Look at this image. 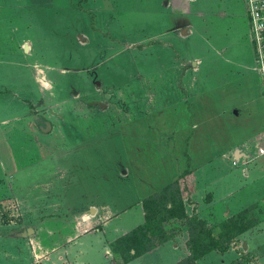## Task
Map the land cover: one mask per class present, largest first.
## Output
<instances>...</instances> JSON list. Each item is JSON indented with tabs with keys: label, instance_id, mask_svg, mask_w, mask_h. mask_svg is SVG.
Wrapping results in <instances>:
<instances>
[{
	"label": "rangeland",
	"instance_id": "374dc122",
	"mask_svg": "<svg viewBox=\"0 0 264 264\" xmlns=\"http://www.w3.org/2000/svg\"><path fill=\"white\" fill-rule=\"evenodd\" d=\"M189 1L0 0V264H39L33 248L60 250L91 205L120 213L108 238L116 223L132 231L144 222L143 199L189 167L198 169L181 181L189 215L208 203L207 187L218 188L226 211L242 206L229 193L251 186L237 175L264 159V136L250 141L264 98L246 1ZM173 13L181 20L172 23ZM172 24L188 39L169 33ZM195 60L203 64L190 89L182 76ZM200 171L216 177L212 185L198 184ZM259 208L241 213L245 223ZM100 213L102 230L109 215ZM205 221L216 235L226 222ZM167 229L177 240L133 264L185 259V222ZM230 236L222 241L240 253L232 264H264V247L246 252ZM108 257L99 264H126Z\"/></svg>",
	"mask_w": 264,
	"mask_h": 264
},
{
	"label": "crops",
	"instance_id": "0c3cea01",
	"mask_svg": "<svg viewBox=\"0 0 264 264\" xmlns=\"http://www.w3.org/2000/svg\"><path fill=\"white\" fill-rule=\"evenodd\" d=\"M182 1L184 2L183 3L184 5L189 4V2H190L189 0H182ZM166 6L170 7V1L166 2ZM186 12L188 14L190 13L188 11H186ZM200 13H202V12H200ZM246 13L248 16L247 8H246ZM179 17H180V15L173 13L172 18L174 21L172 23H175L178 20H181V19H178ZM248 18H249V16H248ZM176 27H177V31H174V25L172 24L171 31L169 33L174 34L176 36V39H178V38H182L183 40L188 39L189 35L187 36V31L185 30V28H183V31H182V33H180L181 34L180 35V34H176V32H178V29L181 27H178L177 25H175V28ZM250 40H251V29H250ZM251 43L253 44L252 40H251ZM253 46H254V44H253ZM254 50H255V47H254ZM174 63L175 62H171V66H175ZM201 63L203 64V62H201ZM201 63H198L195 60L193 62L194 65L192 66V70H194V72L192 70H186L187 73L186 72L183 73L182 79H183V81H185V84L186 85H188V84L192 85L190 89H193L196 86V85H194L196 83L194 73L196 74L199 71V65H202ZM255 64H256V61H255ZM253 70L257 73V75L259 77L260 86H261V90H262V94H263L261 78H260V75L258 74V72L256 70V65H255ZM192 73H193L192 79L187 80L186 77L188 76V74H192ZM263 98H264V95H263ZM235 113L237 114L238 112L235 111ZM263 133H264V123L259 127H255V131L253 132L252 139L251 140L249 139V140L252 142L256 139H259V137L261 138L262 136H264ZM242 145L244 147L250 146L247 142L244 141L243 143L236 144L234 147L230 148L229 150L234 149V148L236 149ZM259 160H260L259 161V165H260L259 170H257L258 168L254 167L255 164L252 165V163H251L249 169L248 168L244 169L242 175H237L238 178L240 179V181L245 180L246 182H249V185L251 186V188L249 189L250 190L249 192H251V193H248L246 195H242L241 197H239V195L241 194L239 192H236V194L229 193L231 198H233V199L236 198L237 201L235 202V204H239V205L241 204L242 205L239 208V210H237L236 212H231V209L230 210L227 209L228 211H226V209H223L221 207V203H223V202L220 201L221 197H220V194L218 192V188L215 186L213 189L211 187H207L208 189H211L210 191H208L211 193V195H207V199H208L207 202L208 203L205 205V207L203 206V210H202V212H200V215L198 214L199 211L198 210L196 211V215H198L200 218H202L204 220L215 219L219 222H223L225 220L227 221V220L235 217L236 215H238L242 212H245L246 208L251 206V204L255 203V205L259 206L262 209V211L260 213V218L257 221L253 222L251 227L246 232H244L243 234L236 237V240H239L242 242L244 250L246 252L252 250V248L255 245L260 246V247H264V212H263L264 211V159L259 158ZM192 169L195 170L194 173L196 174V171L198 169L197 168H192ZM177 171H181V170L180 169L175 170L176 173H177ZM184 171H182L181 174ZM198 172H197V175H195V178L197 179L198 184L202 185V187H204V184L201 183V180L203 182V178L207 180L204 183L209 184V185L210 184L212 185L214 179L216 180V177L214 179H211V176H209V174L205 175L206 173H201V171L198 174ZM254 172H256V173H254ZM178 173H180V172H178ZM174 176L175 175H172V177H174ZM176 179H177V177H174V180H176ZM202 189H204V188H202ZM235 191H237V190H235ZM237 194H238V196L236 197ZM222 199L224 200V203L226 205L228 203V197L223 196ZM187 205H189V204H187ZM101 209L103 211H105V214L108 213V215H109V217H107L108 220L106 218V221H104V223H103L102 230L100 228L95 229V227L97 225V223H96L97 217H98V215L101 214L100 213ZM90 210H91L92 216L88 215L87 211L78 212L77 215L81 221H78L75 224V226H74L75 233H72L71 235L67 236L68 237L67 243H64V245L60 248V250L58 247H53L51 249L52 253L47 254L46 252H48V251H44V249H48V248L46 246H44V244L40 245L39 249H37L35 247L33 248L34 251L36 252L35 257L37 258V260L39 261L41 259L39 264H99L100 262L103 263L106 260L110 261V258L108 256H110V255L112 256V251L114 253H115V251H114V247L112 245L104 243V235H105V239H107V241L110 240L111 242L112 241L116 242L117 239H119L122 236L130 233L131 231L128 233L127 232H120L121 228L118 225L119 223H116L111 228L113 231V238H108V236H107L108 234L106 231L110 228L111 224L114 223V221H116L120 218V213L113 212L111 210L109 211L106 208V206L100 207L97 205H91ZM95 212H96V215H94ZM144 221H145V212H144ZM142 224L137 225V227L142 225ZM98 231H101V232L98 233ZM47 232L51 233L50 230ZM177 236L178 235H176V237H175L176 240L178 238ZM165 244H167V242L162 244V245H165ZM162 245H160V246H162ZM238 247L239 246H234L233 248L228 249L226 252L212 251L209 254L205 255L204 257L200 258L197 261V264H229V263L232 264V262H235L239 258L240 253H239ZM175 249H177V248H175ZM37 250H40L41 254H37L38 253ZM152 251L148 252L147 254L151 253ZM147 254H144L143 256H146ZM227 254H229V256ZM189 255H190V251L188 250V255L185 258H187ZM143 256H141V257H143ZM141 257H138L136 259H139ZM181 257H178L176 260H180ZM136 259H134V260H136ZM261 260H262V263H264V259L261 258ZM132 261L128 262V264L129 263L133 264ZM161 262H165V261H161ZM112 264H114V263L112 262Z\"/></svg>",
	"mask_w": 264,
	"mask_h": 264
},
{
	"label": "trees",
	"instance_id": "16d2710c",
	"mask_svg": "<svg viewBox=\"0 0 264 264\" xmlns=\"http://www.w3.org/2000/svg\"><path fill=\"white\" fill-rule=\"evenodd\" d=\"M191 170L189 167L178 179L143 199L144 223L117 239L113 245L115 253L122 255L125 263L175 239V234L167 229L173 221L185 222L189 233L190 255L179 264H197L200 258L212 251L226 252L228 243L223 242L222 237L230 234L229 240H233L251 227L252 223H245L240 213L235 219L227 220L221 233L216 235L205 220L198 215H189L181 181L193 173Z\"/></svg>",
	"mask_w": 264,
	"mask_h": 264
},
{
	"label": "built area",
	"instance_id": "2783aa9c",
	"mask_svg": "<svg viewBox=\"0 0 264 264\" xmlns=\"http://www.w3.org/2000/svg\"><path fill=\"white\" fill-rule=\"evenodd\" d=\"M255 47L256 70L261 78L264 95V0H245Z\"/></svg>",
	"mask_w": 264,
	"mask_h": 264
}]
</instances>
